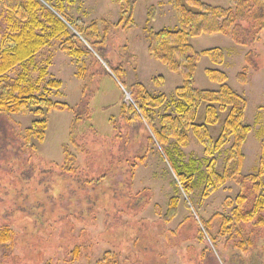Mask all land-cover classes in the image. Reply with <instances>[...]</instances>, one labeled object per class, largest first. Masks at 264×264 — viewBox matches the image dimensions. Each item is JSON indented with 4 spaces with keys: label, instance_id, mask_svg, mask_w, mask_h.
Instances as JSON below:
<instances>
[{
    "label": "rangeland",
    "instance_id": "374dc122",
    "mask_svg": "<svg viewBox=\"0 0 264 264\" xmlns=\"http://www.w3.org/2000/svg\"><path fill=\"white\" fill-rule=\"evenodd\" d=\"M39 1L51 10L57 0ZM61 1L85 37L71 25L70 31L91 54L70 57L53 42L32 63L8 71L11 79L25 74V84L39 88L35 95L68 103L73 110H53L43 117L0 113V264H264V212L248 222L232 220L224 231L217 217L208 233L201 220L215 213L232 218L239 197L242 212L250 210L256 197L253 184L244 177L258 165L262 139L257 131L264 126V30L250 46L237 45L225 34L190 39L197 52H223L221 65L200 55L193 86L217 90L219 83L205 70L224 71L226 83L246 101L243 122L251 128L242 146L240 176L202 200L201 185L190 195L176 185L165 152L148 141L152 134L147 123L130 120V111H122L123 105L138 111L134 98L141 83L151 94L166 96L151 112L157 124L163 114L174 113V91L182 76L149 55L143 28L151 6L155 31L177 28L176 0H137L135 25L128 28L116 26V0ZM201 1L229 6L228 0ZM1 25L6 27L0 18V40L5 33ZM85 40H96V50ZM119 66L125 70V86L111 69ZM42 67H47V74L37 82ZM239 73L245 83L237 79ZM52 79L61 87H49ZM224 117L225 113L221 121ZM40 120L47 122L42 142L28 130ZM212 130L217 136L220 123ZM228 146L215 154L219 170ZM179 152L172 153L177 163L192 157L200 162L199 171L205 170L203 148L192 135ZM174 196L179 197L177 212L167 219Z\"/></svg>",
    "mask_w": 264,
    "mask_h": 264
},
{
    "label": "trees",
    "instance_id": "16d2710c",
    "mask_svg": "<svg viewBox=\"0 0 264 264\" xmlns=\"http://www.w3.org/2000/svg\"><path fill=\"white\" fill-rule=\"evenodd\" d=\"M120 7V18L117 27L128 28L135 25L133 7L137 0H116ZM47 2V1H46ZM229 6L211 5L201 0H176L175 11L178 27L163 28L155 31L152 27L154 8L151 6L145 20L144 33L148 40L149 55L161 62L169 71L182 76V84L175 89L174 113H165L157 124L151 112L160 108L166 100L165 94L153 95L145 86L138 83L139 91L134 101L138 111L133 106H122L131 113L130 120L143 119L152 136L148 141L157 145L168 160L176 177V185L185 195H190L198 185L202 186L201 199L204 200L222 188L227 182L238 178L241 174L245 155L242 146L251 131L249 125L244 124L246 101L237 94L227 83V75L222 70L206 69L205 73L212 81L219 83L217 90H201L193 86V77L199 62L200 55L208 56L217 65L223 62V52L220 48L195 51L190 43L191 38L203 34H225L230 36L237 45L250 46L258 39L264 30V0H228ZM53 11V12H52ZM0 18L5 22V30L0 40V113L6 114H33L43 117L45 113L59 110L72 111L73 108L65 102L53 101L43 95H35L39 90L37 85L25 84V74H19L15 79L8 76V71L26 63L34 61L37 54L53 42L68 56L81 58L90 55L91 51L83 41L69 29L71 25L79 34L85 35V30L79 27L64 11L63 3L57 0L51 10L43 6L39 0H0ZM245 24V26L243 25ZM91 28L96 35L95 24ZM92 36V35H91ZM85 37V36H84ZM106 35L99 40L101 43ZM86 41V40H85ZM96 50L97 41H86ZM249 60V55L247 54ZM113 74L125 86L123 77L125 70L122 67H111ZM47 74V67L39 70L37 82ZM237 79L245 83L244 74L239 73ZM47 85L58 89L59 80L52 79ZM204 106L202 114L199 108ZM225 113L221 121V115ZM75 114L74 119H78ZM220 123V132L213 135V130ZM39 126L36 130L34 127ZM47 128L46 120L34 121L29 132L44 139ZM257 134L261 140L260 155L255 172L244 177L250 181L256 194L250 210L242 212L241 201L233 210V217L228 218L215 213L209 220L201 218L203 228L208 233L209 224L215 217L220 219L221 231L228 229L229 223L248 222L264 212V126ZM190 135L202 146L206 168L199 171L200 162L189 158L187 163H177L172 153L180 154V148L186 147ZM173 144L172 150L167 146ZM229 144L224 156V166L217 168L215 156L225 145ZM179 197L170 198L167 219L176 215ZM220 233V232H219ZM210 235V233H209Z\"/></svg>",
    "mask_w": 264,
    "mask_h": 264
},
{
    "label": "bare ground",
    "instance_id": "6f19581e",
    "mask_svg": "<svg viewBox=\"0 0 264 264\" xmlns=\"http://www.w3.org/2000/svg\"><path fill=\"white\" fill-rule=\"evenodd\" d=\"M128 97V96H127ZM128 100V99H127Z\"/></svg>",
    "mask_w": 264,
    "mask_h": 264
}]
</instances>
